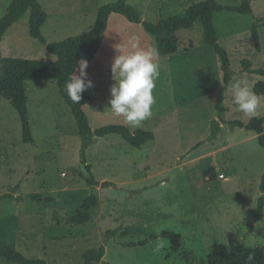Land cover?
<instances>
[{
	"label": "rangeland",
	"instance_id": "1",
	"mask_svg": "<svg viewBox=\"0 0 264 264\" xmlns=\"http://www.w3.org/2000/svg\"><path fill=\"white\" fill-rule=\"evenodd\" d=\"M12 1L0 0V20ZM38 1L48 14L43 35L48 43H58L88 34L99 9L118 0ZM203 1L128 0L141 20L151 23L183 15ZM245 1L217 0L231 7ZM251 7V14L216 12L214 25L231 61V83L246 79L256 94L264 96V76L246 72L243 65L249 61L254 71H264L260 21L264 20V0L253 1ZM29 21L27 12L5 34L0 68L3 58L56 61L30 36ZM133 35L141 47H155L157 52L154 37L142 24L113 15L98 55L101 62H88L86 71L97 101L84 111L94 131L119 125L155 137L141 148L120 136L96 138L85 154L98 187H90L83 177V140L56 82L26 84L32 144L23 141L18 112L0 96V240L25 257L47 264H84L85 253L102 246L106 248L103 261L108 264H208L216 245H226L232 252L240 246H264V217L255 219L262 195L264 147L255 132L230 124L264 118V102L257 115L246 116L233 104L228 88L225 113L218 115L224 75L219 56L206 44L204 27L198 21L193 28L177 32L176 55L157 53L160 77L153 114L139 127L130 126L107 108L114 83L112 45ZM216 123L221 124L220 131L213 136ZM105 182L112 186L103 188ZM31 194L53 202H35ZM91 195L99 204L87 213L82 205ZM163 231L179 234L180 245L173 247L169 240L159 238L144 247H128ZM108 232L116 235L108 237ZM0 264L13 263L0 259Z\"/></svg>",
	"mask_w": 264,
	"mask_h": 264
},
{
	"label": "trees",
	"instance_id": "2",
	"mask_svg": "<svg viewBox=\"0 0 264 264\" xmlns=\"http://www.w3.org/2000/svg\"><path fill=\"white\" fill-rule=\"evenodd\" d=\"M256 0H247L239 7L224 6L217 0H206L192 5L183 15L170 16L157 23L143 22L137 10L129 4L128 0H118L114 3L102 6L97 14V19L93 29L86 35L68 38L63 42L48 43L43 35V26L48 20V14L43 9L38 0H13L8 7L7 14L0 20V48L9 29L16 24L27 12H30L29 31L33 39L43 44L47 51L57 59L54 62L43 60H28L21 58H3L0 68V96L8 100L13 108L18 112L22 128L23 141L25 144L34 142L31 130L29 108L27 102L26 84L30 81L48 80L56 82L59 93L71 109L79 135L83 140L82 170L83 177L87 184L98 187L100 183L96 181L91 166L88 165L85 149L92 144L96 138L107 136H120L129 145L141 148L147 142L154 139V134L144 130L131 132L127 127L119 125H108L93 130L90 120L84 111L88 105L97 101L96 92L91 88L82 93L80 103H73L67 96L64 86L69 76L72 75L77 67V62L86 59L88 62L95 60L104 43L105 34L109 27L110 18L115 15H122L131 23L142 24L145 31L154 37L157 53L160 57L174 56L179 52V38L177 32L183 29H191L200 21L205 30V42L211 45L221 62V69L224 75V84L218 97L216 109L219 116H223L225 108L223 102L225 93L233 79L231 71V61L227 51L219 44V34L214 25V14L216 12L228 11L239 14H251V3ZM263 23L264 20L260 19ZM253 38L259 47V37L256 30L253 31ZM245 71L257 73L264 76V71H254L249 61H243ZM78 73V69H77ZM232 127H240L255 132L258 140L264 147V118H253L248 124L240 122L230 123ZM220 123H216L213 136H217L220 131ZM112 184L105 182L103 188L111 187ZM262 195L258 200L256 221L264 217V175L260 187ZM35 202L52 203L53 199L44 198L38 194L28 195ZM20 196L18 197V199ZM98 199L91 195L82 205L85 212H90L98 207ZM108 237H113L116 232H108ZM159 238L167 239L173 247L180 245L181 236L171 231H163L159 235H151L149 238L138 243H130L128 247H144L150 242ZM106 248L92 249L83 256L84 264H108L104 263ZM0 259L7 260L13 264H47L43 260H33L25 257L22 253L13 249L8 244L0 240ZM208 264H264V246L257 248L238 247L235 251H230L226 245H216L211 249L208 256Z\"/></svg>",
	"mask_w": 264,
	"mask_h": 264
},
{
	"label": "clouds",
	"instance_id": "3",
	"mask_svg": "<svg viewBox=\"0 0 264 264\" xmlns=\"http://www.w3.org/2000/svg\"><path fill=\"white\" fill-rule=\"evenodd\" d=\"M112 47L116 52L111 65L114 83L110 87V106L107 109L115 117H123L130 126L139 127L152 116L156 103L154 89L160 77L156 49L141 47L135 35ZM88 67L86 59L78 61L75 72L65 83L64 90L73 103H80L82 93L93 87V82L88 79ZM229 90L238 111L249 117L258 114L264 96L256 94L246 79L236 78L229 85Z\"/></svg>",
	"mask_w": 264,
	"mask_h": 264
},
{
	"label": "crops",
	"instance_id": "4",
	"mask_svg": "<svg viewBox=\"0 0 264 264\" xmlns=\"http://www.w3.org/2000/svg\"><path fill=\"white\" fill-rule=\"evenodd\" d=\"M92 62H98V64H99V62H101V58H99V57H97L95 60H93Z\"/></svg>",
	"mask_w": 264,
	"mask_h": 264
},
{
	"label": "built area",
	"instance_id": "5",
	"mask_svg": "<svg viewBox=\"0 0 264 264\" xmlns=\"http://www.w3.org/2000/svg\"><path fill=\"white\" fill-rule=\"evenodd\" d=\"M219 177H220L221 179H224V175H222V174H221Z\"/></svg>",
	"mask_w": 264,
	"mask_h": 264
}]
</instances>
